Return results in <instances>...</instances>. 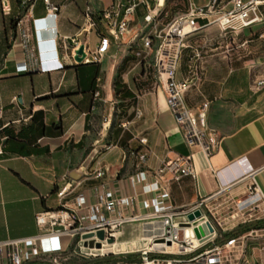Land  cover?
<instances>
[{
	"label": "crops",
	"instance_id": "1",
	"mask_svg": "<svg viewBox=\"0 0 264 264\" xmlns=\"http://www.w3.org/2000/svg\"><path fill=\"white\" fill-rule=\"evenodd\" d=\"M3 2L9 4L11 12L0 13V146L4 149L0 155V242L36 236L37 214L58 207L54 195L57 184L80 181L79 190L89 195L100 181L88 175L99 168L107 171V189L124 197L133 194L130 177L138 171L153 172L164 161L192 153L197 178L187 177L180 185L172 184L173 206L194 204L250 174H254L264 193V111L254 116L245 102L240 103L237 126L219 139L212 154L187 145L168 106L166 92L158 85L138 94L141 84H136L137 79L129 83L124 74V82L135 95L134 103L126 101L129 128H123L126 121L118 124L113 107L106 105L102 114L99 104L108 103L104 96L115 73L123 60L135 52L134 46H142L147 13L144 6L138 9L124 43L117 45L112 41L99 63L79 64L69 53L62 61L64 67L59 68V49L64 40L71 43L76 38L79 47L86 43L93 49L105 35L101 26H90L86 11L90 8L97 18L104 10L126 0H49L58 7L54 15L48 14L47 0H34L30 8H23L21 0H0V9ZM232 8L229 1L222 9ZM20 18H25L23 28L33 32L28 47L22 31L15 27ZM200 24L203 28L191 37L190 48L183 54L177 72L179 82L186 80L190 60L201 44L208 47L213 41L226 38V53L231 55L232 37L223 34L218 24L208 20H200ZM255 25L264 26V22ZM159 55L161 61L162 52ZM25 59L29 71L17 74V62ZM141 138L149 140L151 152L144 167L138 162L139 153L134 152H143L141 145L135 146ZM143 224L126 226L129 238L122 241L123 245L137 242V247H144L152 234L145 227L144 239L139 240L134 232L135 226ZM59 244L65 247L64 240L49 246Z\"/></svg>",
	"mask_w": 264,
	"mask_h": 264
},
{
	"label": "built area",
	"instance_id": "2",
	"mask_svg": "<svg viewBox=\"0 0 264 264\" xmlns=\"http://www.w3.org/2000/svg\"><path fill=\"white\" fill-rule=\"evenodd\" d=\"M33 1L22 0L23 8H30ZM231 3L233 8L229 11L218 10V0L203 7L191 4L186 13H178L164 29H160V26L170 17L166 0H126L104 10L97 18L89 8L86 17L90 26H101L105 35L101 36L93 49L84 44L87 55L84 62L99 63V57L106 56L112 41L117 45L124 43L125 37L132 31L131 24L138 9L144 6L147 13L144 16L146 28L141 37L142 47L147 52H152L154 45H161L162 48L158 88L166 92L168 106L184 133L187 145L212 154L219 140L211 138L206 129L210 104H202L199 113H195L186 102L187 94L193 88V80L187 78L179 82L177 72L185 50L190 48L191 37L203 28L200 20L218 24L223 34L249 29L264 20V0H231ZM47 5L48 14H57V6L49 0ZM10 12L9 4L3 2L0 13ZM24 23L25 18H20L15 26L22 31L28 47L33 32L31 28L24 29ZM78 49L76 38L71 43L64 40L61 51L59 49V68L64 67L62 61L69 57V53L75 57ZM194 57H200V53L195 52ZM2 68L0 60V74ZM29 69L26 59L16 64L17 74L26 73ZM137 115L140 117L141 113L138 111ZM130 124L125 122L123 128L128 129ZM139 141L143 152L139 151L136 156L144 167L151 154L149 140L141 138ZM3 154L4 149L0 146V155ZM88 177L100 181L91 188L89 195L79 190L82 186L80 181L67 180L57 184L54 195L58 207L37 214L36 236L0 242V264H30L42 259H49L46 262L50 264H71L68 256L74 254L82 260L77 264H82L134 252L141 254L142 262L114 261L103 264H264V193L254 174L183 207L171 204V186L174 183L180 185L187 177L197 178L192 153L164 161L153 172L143 169L132 175L130 183L133 194L129 196L120 197L107 189L104 183L107 171L104 169H96ZM149 178L153 181L149 182ZM197 212L201 213V217L191 221L189 217ZM137 223L158 225L159 233H155V226L149 230L153 235L144 247L139 248L134 244L125 247L133 249L130 251L132 253L122 252L125 249L120 241L122 230ZM255 223L263 225L217 243L218 239L239 227ZM100 232H104V239L98 236ZM87 235L93 237L85 239ZM65 238L71 240L68 246H49ZM110 240H114V243L110 244Z\"/></svg>",
	"mask_w": 264,
	"mask_h": 264
},
{
	"label": "rangeland",
	"instance_id": "3",
	"mask_svg": "<svg viewBox=\"0 0 264 264\" xmlns=\"http://www.w3.org/2000/svg\"><path fill=\"white\" fill-rule=\"evenodd\" d=\"M213 0H167V11L170 17L163 21L160 29H164L178 13H186L191 4L196 6H207ZM231 0H218L219 9L223 8ZM264 12V9H262ZM143 32L140 31V34ZM264 26L255 25L243 31H231L227 35L232 37L230 47L231 55L227 56L226 38H221L212 42L211 46L197 47L200 57H193L190 60V71L187 78L193 80V88L187 94V105L199 113L202 104L209 103L207 112V132L211 138L219 140L224 135L232 132L237 126V111L240 103H246L247 108L252 110V115H258L264 111ZM156 42L155 44H157ZM134 46V45H133ZM134 53L136 60L128 65L126 79L131 83L132 80H138L136 84H141L136 92L147 91L158 85V68L161 45H154L152 52L146 51L142 46L135 45ZM118 69V68H117ZM114 80L110 82L108 93H105V100L108 103L100 102L102 114H105V106L114 108V118L118 124L122 121L127 122V116L121 105V99L117 98L114 90ZM105 85V81L102 82ZM128 86V85H127ZM212 95L213 99L210 97ZM214 101V104L213 102ZM232 102V103H231ZM234 103V104H233ZM126 105V104H125ZM213 114V116H212ZM102 118V116H101ZM140 145L136 143V147ZM134 147V148H136ZM135 153L140 150L134 149ZM157 226L155 233H159L158 225H140L135 226L136 239L143 240L145 227L147 231ZM125 227L122 230L120 241L127 240L129 234H125ZM229 232V231H228ZM129 233V232H128ZM132 233V231H131ZM127 235V236H126ZM131 235V234H130ZM153 235V234H152ZM65 247L71 242L70 239H63ZM72 249V248H71ZM133 249H122V252H130ZM136 253V252H134ZM73 254V253H72ZM71 264L81 263L82 260L77 255H70ZM49 259H42L40 262H46Z\"/></svg>",
	"mask_w": 264,
	"mask_h": 264
},
{
	"label": "trees",
	"instance_id": "4",
	"mask_svg": "<svg viewBox=\"0 0 264 264\" xmlns=\"http://www.w3.org/2000/svg\"><path fill=\"white\" fill-rule=\"evenodd\" d=\"M22 3V0H21ZM16 27V26H15ZM133 60H136L135 56L133 54L127 56L122 64L120 65L115 81H114V92L117 98L121 99V105L119 108H123V110H127L128 106L125 105L126 101L130 100L131 102H135V95L129 90L128 86L124 82V74L128 71V65L133 62ZM122 132V130H120ZM140 150V149H138ZM263 223H255V224H250L246 226L239 227L238 229L234 230L233 232L225 235L223 238H220L217 240V243H222L227 239H230L232 237H237L240 236L249 230L253 228H257L262 226ZM114 261H123L126 263H140L142 262V256L141 254H122L119 256H113L110 258H105V259H99V260H94L91 262H85L82 264H103L106 262H114ZM30 264H50L48 262H40V261H35Z\"/></svg>",
	"mask_w": 264,
	"mask_h": 264
},
{
	"label": "water",
	"instance_id": "5",
	"mask_svg": "<svg viewBox=\"0 0 264 264\" xmlns=\"http://www.w3.org/2000/svg\"><path fill=\"white\" fill-rule=\"evenodd\" d=\"M86 57H87V55H86V53H85V46L84 45H81L80 47H79V49L75 52V60L79 63V64H84L85 62H84V60L86 59ZM86 64V63H85ZM201 217V213L200 212H197L196 213V215H191L190 217H189V219L191 220V221H194L196 218H200ZM204 230L207 232V227L206 226H204ZM203 230L201 229V232H202ZM98 236L101 238V239H104L105 238V234H104V232H100L99 234H98ZM91 237H93V235H87V236H85V239H88V238H91ZM110 244H113L114 243V240H110V242H109ZM170 245V244H169ZM98 247H100V246H98Z\"/></svg>",
	"mask_w": 264,
	"mask_h": 264
},
{
	"label": "bare ground",
	"instance_id": "6",
	"mask_svg": "<svg viewBox=\"0 0 264 264\" xmlns=\"http://www.w3.org/2000/svg\"><path fill=\"white\" fill-rule=\"evenodd\" d=\"M258 22H264V20H260V21H258ZM145 242H146V241H145ZM145 242H144V243H145ZM134 244H135V245H138V243L136 242V243H133V244H125V245H123V247L125 248V247H127V246H134ZM140 245L143 246L144 244L141 243Z\"/></svg>",
	"mask_w": 264,
	"mask_h": 264
}]
</instances>
